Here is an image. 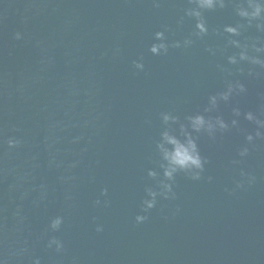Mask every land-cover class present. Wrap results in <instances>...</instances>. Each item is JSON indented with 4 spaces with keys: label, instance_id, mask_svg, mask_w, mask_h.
Masks as SVG:
<instances>
[{
    "label": "water",
    "instance_id": "1",
    "mask_svg": "<svg viewBox=\"0 0 264 264\" xmlns=\"http://www.w3.org/2000/svg\"><path fill=\"white\" fill-rule=\"evenodd\" d=\"M250 3L264 7L0 0V264H264V14L241 16ZM165 133L190 134L203 171L169 180Z\"/></svg>",
    "mask_w": 264,
    "mask_h": 264
},
{
    "label": "clouds",
    "instance_id": "2",
    "mask_svg": "<svg viewBox=\"0 0 264 264\" xmlns=\"http://www.w3.org/2000/svg\"><path fill=\"white\" fill-rule=\"evenodd\" d=\"M199 6L201 8H207V9H213L217 3V0H198ZM249 7L253 8L254 10L249 13L247 11H241L240 15L246 18L251 19H258L261 17L262 14H264V7H261L259 4L250 3ZM191 14V13H190ZM195 15L199 16V12L195 13ZM197 27L200 29L201 32H206V29L204 27L203 23H199ZM226 31L233 35H237V31L234 28H227ZM157 39H163L162 33H157ZM160 49H164L167 51L166 45L160 44V45H154L151 49V51L154 54H159ZM241 59H247L246 56H241ZM232 63H235V59H232ZM136 67L138 69L143 70V64H136ZM241 91H244L243 87L241 86ZM223 99L227 100L228 96L225 95ZM213 104L216 103L215 97L212 98ZM249 120L253 119V116L251 114L247 117ZM165 122H167L170 117L165 116L164 117ZM221 128H226L227 126L222 122L218 121ZM191 124L193 127V130L199 132L205 127H207V130L211 132L213 130V125L210 122L205 121L203 116H197L195 118L191 119ZM186 132V130H184ZM259 135V133H258ZM249 141H251L253 138L251 136L248 137ZM164 140L167 144H170L172 146L171 150L165 149L163 145H161V150L164 153V159L168 162V168L165 171V176L171 180L173 179L174 173L177 171H186L190 172L193 170H199L203 171L204 168V161L201 159V156L199 154L197 145L195 141L191 138V135H188L187 142L182 143L180 140L175 138L174 136L169 135L168 133L164 134ZM245 153H242V155H245ZM150 175L155 176V173H150ZM194 180H199L200 176L198 174L194 175L192 177ZM168 191H171V186H166ZM152 195L153 200L150 202L146 201L147 208L151 209L155 206V193H150ZM146 217L138 216L137 222L142 223L144 222ZM62 223V220L60 218H57L52 223V228L54 230L59 229L60 225ZM56 241H53L55 243Z\"/></svg>",
    "mask_w": 264,
    "mask_h": 264
}]
</instances>
